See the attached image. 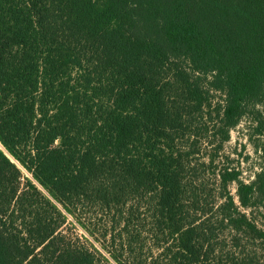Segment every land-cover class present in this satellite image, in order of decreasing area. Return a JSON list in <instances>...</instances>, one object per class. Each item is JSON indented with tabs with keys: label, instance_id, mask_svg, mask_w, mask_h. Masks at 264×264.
<instances>
[{
	"label": "trees",
	"instance_id": "16d2710c",
	"mask_svg": "<svg viewBox=\"0 0 264 264\" xmlns=\"http://www.w3.org/2000/svg\"><path fill=\"white\" fill-rule=\"evenodd\" d=\"M0 264H264V0H0Z\"/></svg>",
	"mask_w": 264,
	"mask_h": 264
},
{
	"label": "rangeland",
	"instance_id": "374dc122",
	"mask_svg": "<svg viewBox=\"0 0 264 264\" xmlns=\"http://www.w3.org/2000/svg\"><path fill=\"white\" fill-rule=\"evenodd\" d=\"M250 133L251 123L247 118H244L230 131V139L224 144L223 150L220 153L221 156H229L232 160V162L230 160V165L239 168L241 170V178L246 181L250 180L253 173L258 170L260 161L253 145V137L250 138ZM205 147H201L199 155L204 154V151L208 152L209 148L207 146ZM207 180L211 187L216 185V179L212 174H207ZM230 190L232 192L235 191V184L230 185ZM212 193H215V191ZM72 231L77 236H80V239H82V234H85L78 226Z\"/></svg>",
	"mask_w": 264,
	"mask_h": 264
}]
</instances>
